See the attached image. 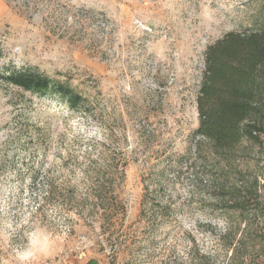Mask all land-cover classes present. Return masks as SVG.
<instances>
[{
    "label": "rangeland",
    "instance_id": "obj_1",
    "mask_svg": "<svg viewBox=\"0 0 264 264\" xmlns=\"http://www.w3.org/2000/svg\"><path fill=\"white\" fill-rule=\"evenodd\" d=\"M258 30L264 0H0V264H264V113L229 157L196 134L208 47Z\"/></svg>",
    "mask_w": 264,
    "mask_h": 264
},
{
    "label": "trees",
    "instance_id": "obj_2",
    "mask_svg": "<svg viewBox=\"0 0 264 264\" xmlns=\"http://www.w3.org/2000/svg\"><path fill=\"white\" fill-rule=\"evenodd\" d=\"M6 78L37 93L55 90L73 108L84 98L70 85L32 70ZM197 107L196 134L210 141L215 154L229 157L243 138L255 136L264 113V30L230 31L208 47ZM224 239L233 246L235 235Z\"/></svg>",
    "mask_w": 264,
    "mask_h": 264
}]
</instances>
